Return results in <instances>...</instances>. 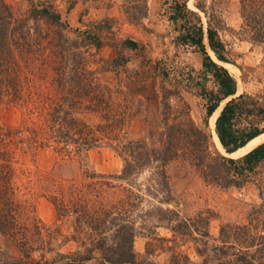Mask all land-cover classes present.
Returning <instances> with one entry per match:
<instances>
[{"label":"trees","instance_id":"obj_1","mask_svg":"<svg viewBox=\"0 0 264 264\" xmlns=\"http://www.w3.org/2000/svg\"><path fill=\"white\" fill-rule=\"evenodd\" d=\"M27 1L32 4L28 14L19 16L7 0H0V96L7 97L15 106L29 104L33 97L29 89L35 83L34 78L47 77L49 73L55 75L58 90L56 98L39 93L36 98V109H41L46 100L51 101L45 129L29 128V139L21 141L13 139L22 136L18 130L10 135L13 140L0 150V232L10 236L28 259L58 242L57 229L41 225V220L32 217L18 197L16 150L27 153L35 147L55 145L58 153L73 156L105 143L123 158L122 174L107 178L92 173L81 185L73 182L52 196L58 218L73 219L74 234L66 239L67 242L73 240L80 248L75 253L59 254L55 264H87L94 260L99 264H146L138 262L135 250L139 234L135 215L145 198L137 189L134 178L153 169L166 193V203L174 200L170 168L178 161L189 162L208 183L226 188L239 186L247 172H253L264 162V143L243 150L233 158L214 152L211 135L196 124L188 104H172L171 97L178 94L168 88H165V132L159 139L160 147L152 146L146 140L131 139L127 132V107L116 102L115 93L109 86L100 83L86 56L101 48V35L105 23L110 20L97 22L86 31L76 29L77 36L72 38L66 34L70 26L63 21L57 0ZM189 1L170 2V20L179 31L176 43L195 47L202 55L204 81L212 80L217 86V89L209 90L203 85V95L207 98L205 124L208 125L210 118L223 106L217 119V135L225 153L236 154L264 134V104L250 94L238 96L237 79L219 63L230 62L219 28L206 8L198 4L209 17L206 27L202 16L189 7ZM239 1L244 32L252 41L264 44V0ZM69 2L68 13L79 3L100 7L102 4L109 6L111 0ZM124 7L135 24H141L148 17V0H125ZM30 21L35 22L34 27ZM41 22L48 23L49 28H42ZM124 43L131 49L138 48V42L133 39ZM112 64H120L119 59L113 60ZM67 84L71 86L69 91ZM89 112L99 115L101 122L90 123L83 116ZM43 132L46 141L40 142ZM109 178L121 184H115ZM153 212L158 213L174 237L149 242L148 255L158 250L171 252V262L179 264V261L189 260L181 250L182 243H187L198 231L202 236H209L207 230L195 228L191 220L182 218L176 210L157 207L149 213ZM236 229L243 230V235L236 234ZM45 231H49V241L43 238ZM251 232V225L222 229L219 238L222 245L217 250L221 252L220 257L229 259H222L221 264H264V235L252 236Z\"/></svg>","mask_w":264,"mask_h":264},{"label":"rangeland","instance_id":"obj_2","mask_svg":"<svg viewBox=\"0 0 264 264\" xmlns=\"http://www.w3.org/2000/svg\"><path fill=\"white\" fill-rule=\"evenodd\" d=\"M7 1L19 16H26L32 5L27 0ZM69 1L57 0L56 5L63 21L70 26L66 34L72 38L77 36L76 29L86 31L97 22L106 18L110 20L105 23L101 35V48L86 56L100 83L109 86L115 93L116 102H122V106L127 107V132L131 139L146 140L152 146L160 147L159 139L165 132V88H168L178 94L171 97L172 104H188L196 124L211 135L214 152L233 158L243 150L264 143L262 134L236 154H226L217 140L216 130L223 106L210 118L209 124H205L207 98L203 95V85L209 90L217 89V86L212 80L204 81L203 57L196 48L176 43L179 31L170 20L172 0H148V17L141 24L130 21L125 12V0H111L109 6L102 4L100 7L79 3L68 13ZM198 4L204 6L212 16L226 44L230 62L219 63L226 66L237 79L238 96L250 94L264 104V44L252 41L248 33L244 32L240 1H189V7L202 16L208 27L209 17L198 8ZM30 24L35 26L34 21H30ZM40 25L44 29L49 28L48 23L41 22ZM127 39L137 41L138 48L127 47L124 43ZM210 53L216 59L215 54L212 51ZM115 59H119L120 64L114 66L112 61ZM54 78L53 73L47 77L34 78L35 83L29 89L33 93L29 104L15 106L8 102L7 97L0 96V150L13 139H29V128L45 129L46 112L50 109L51 101L43 102L41 109H36L35 101L38 93L56 98L58 88ZM66 87L67 91L71 88L69 84ZM83 116L92 124L101 122L97 114L89 112ZM18 130L22 136L12 139L10 135ZM44 134L40 142L46 141ZM14 162L18 169L19 199L27 206L32 217L41 220L43 226L57 229L59 235L58 242L51 243L48 250L38 251L28 259L10 236L0 232V264H35L37 261L55 264L59 254L77 252L79 244L66 240L74 234L73 219L58 218L52 196L73 182L81 185L89 174L97 173L108 178L122 174L124 169V160L119 152L105 143L73 156L58 153L55 145L35 147L27 153L16 150ZM170 174L173 188L171 196L174 198L171 203L164 201L166 193L153 169H147L134 178L137 189L141 190L145 198L135 215L139 230L135 241L138 262L173 264L171 252L158 250L153 255L147 253L149 242L155 243L156 238L174 237L157 212L149 213L157 207L176 210L182 218L191 220L195 228L209 232V236L205 237L198 231L187 243H182L181 250L188 255L189 260L179 261V264H221L224 257H220L221 252L217 247L222 245L219 238L224 227L251 225L252 236L259 233L264 235V162L253 172H247L239 186L227 188L206 182L189 162L173 163ZM109 180L121 184L112 178ZM238 233L242 236L244 231L236 229ZM43 238L49 241V231L44 232ZM87 264H99V261Z\"/></svg>","mask_w":264,"mask_h":264},{"label":"bare ground","instance_id":"obj_3","mask_svg":"<svg viewBox=\"0 0 264 264\" xmlns=\"http://www.w3.org/2000/svg\"><path fill=\"white\" fill-rule=\"evenodd\" d=\"M217 140H218V142H219L220 146L222 147V145H221V143H220V141H219L218 137H217ZM222 148H223V147H222Z\"/></svg>","mask_w":264,"mask_h":264}]
</instances>
